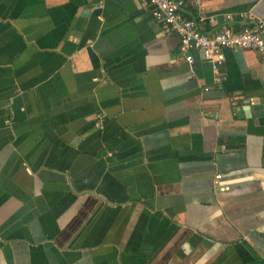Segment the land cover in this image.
I'll use <instances>...</instances> for the list:
<instances>
[{
	"label": "crops",
	"instance_id": "1",
	"mask_svg": "<svg viewBox=\"0 0 264 264\" xmlns=\"http://www.w3.org/2000/svg\"><path fill=\"white\" fill-rule=\"evenodd\" d=\"M178 46L143 0H0V264H264V63Z\"/></svg>",
	"mask_w": 264,
	"mask_h": 264
},
{
	"label": "built area",
	"instance_id": "2",
	"mask_svg": "<svg viewBox=\"0 0 264 264\" xmlns=\"http://www.w3.org/2000/svg\"><path fill=\"white\" fill-rule=\"evenodd\" d=\"M150 6L153 18L161 25L167 34L175 33L179 38V54L191 64L192 51H200L203 58L211 64L214 79L219 83L222 79L220 66L223 63L221 50L224 48L252 49L256 51L264 63V20H254L251 11L239 12L237 16L242 20L239 28L234 25L231 14L221 15V24L214 31L201 30L197 20L214 22V16L186 17L184 8L187 5L197 8L201 12V0H143ZM207 90L208 88L205 87ZM96 126L102 128V119L97 117ZM221 175H215V183Z\"/></svg>",
	"mask_w": 264,
	"mask_h": 264
},
{
	"label": "trees",
	"instance_id": "3",
	"mask_svg": "<svg viewBox=\"0 0 264 264\" xmlns=\"http://www.w3.org/2000/svg\"><path fill=\"white\" fill-rule=\"evenodd\" d=\"M186 16V15H185ZM187 17V16H186Z\"/></svg>",
	"mask_w": 264,
	"mask_h": 264
}]
</instances>
